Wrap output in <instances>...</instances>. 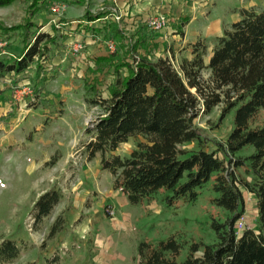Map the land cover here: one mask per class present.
Returning <instances> with one entry per match:
<instances>
[{"label": "trees", "instance_id": "1", "mask_svg": "<svg viewBox=\"0 0 264 264\" xmlns=\"http://www.w3.org/2000/svg\"><path fill=\"white\" fill-rule=\"evenodd\" d=\"M14 1L18 0H0V7ZM25 1L36 13L54 0ZM67 1L86 4L79 20L87 23L107 14L102 10L92 13L87 0ZM240 12V19L213 39L210 52L209 42L199 38L191 44V56L182 58L177 66L168 58L151 61L137 54L136 44L129 42L127 46L114 22H109L103 32L105 41L117 40L116 49L96 57L94 64L101 71L109 70L112 80L106 86V96L95 85L84 84L93 94L89 104L99 108V113L86 126L87 139L79 151L86 161L100 157V168L109 171L113 188L120 190L130 204L149 202L161 190L172 192L169 201L194 200L197 189L212 179V189L217 193L212 201L228 213L224 222L213 219L218 241L204 245L200 255H195L200 244L193 242L185 259L178 262L182 244L170 235L155 244L141 241L137 264H264V121H255L264 109V9L257 12L242 8ZM28 23V27L35 25ZM52 26V33L32 31L18 56H0V80L8 78L14 83L13 76L33 63L40 78V63L46 59L49 44L56 42L58 29ZM86 28L98 36L92 25ZM4 29L0 23V31ZM220 104V117L235 108L233 126L217 148L208 149L194 120ZM130 138L134 146L121 156L117 150ZM190 143L196 147L182 148ZM248 148L246 155L240 154ZM239 168L248 180L237 173ZM241 188L254 196L257 229L248 227L237 233L235 223L245 211ZM62 197L60 188L51 187L37 198L31 214L34 230L42 228L43 220ZM62 228L59 214L48 237ZM19 255L15 241H1L0 264H11ZM59 262L56 254L41 263L25 264Z\"/></svg>", "mask_w": 264, "mask_h": 264}, {"label": "rangeland", "instance_id": "2", "mask_svg": "<svg viewBox=\"0 0 264 264\" xmlns=\"http://www.w3.org/2000/svg\"><path fill=\"white\" fill-rule=\"evenodd\" d=\"M62 1L67 4V8L60 16L61 20L63 16L72 18L82 15L86 7V4L80 6L69 4L67 0ZM87 1L90 7V0ZM249 1L204 0L196 7L195 17L189 24V30L194 29L202 33L204 26L212 19H219L231 25L232 15L236 14L240 19V11ZM262 1L264 0L258 1L255 7L257 12L264 9ZM29 5V1L18 0L0 7V23L5 28L0 31V41L4 42L1 48L4 53L0 56H18L24 40L31 39L32 31L53 32L50 26L55 25L51 22L54 16L49 4L36 13L31 11ZM29 21L35 25L28 27ZM183 22L184 20L177 22L176 27L182 30ZM56 29L59 30L56 33V42L49 44L46 59L40 63L42 65L40 78L36 76V67L33 63L26 71L13 76L14 83L8 78L0 80V243L4 239H11L20 248L19 257L11 264H25L32 261L41 263L45 258L56 254L60 258L59 264H103L92 259L93 253L90 252L86 234L88 230L82 232L76 228L81 217L76 218L77 214L71 216L59 209L62 210L61 208L66 204L61 203L64 193L75 192L71 188L77 178L83 183L81 190H90L88 201L95 203L103 197V194H93L98 191L91 180L92 176H87V170L90 174L98 172L102 187L113 188L109 171L100 168V157L86 161L84 154L79 151L80 145L87 139L86 126L99 113V108L89 104L88 99L93 94L86 91L84 84L95 85L102 96H106V86L111 82L112 74L109 70L101 71L91 62V57L100 50L107 52L103 37L98 36L94 38V42L89 41L87 44L83 42L78 57L64 59L65 49L69 43L65 42L64 37L62 38L61 28L56 27ZM204 39L208 41V38ZM81 56H85L88 61L83 60ZM208 59L209 57L204 58L205 63ZM122 74H125V69H122ZM24 86L30 87L29 92H17V89ZM221 108L222 104L194 120L208 149L217 148L218 142L225 140L233 126L235 108L220 117ZM255 121L257 124L263 123L264 109L260 111ZM133 142L130 138L127 143L119 147L117 153L126 156L133 148ZM195 147L191 143L182 145L184 149ZM248 152L249 148L244 149L240 154L246 155ZM237 173L248 180L242 168L237 169ZM51 187L61 189L63 197L59 202L60 205L58 203L51 215L43 220L42 228L34 230L31 216L33 204ZM241 190L245 210L241 217L243 224L245 228L257 229L254 196L244 188ZM171 195L172 192L164 190L154 195V199L160 205L158 211L143 207L145 203L142 207L129 205L130 210L138 213V218L133 221L134 226L130 236L127 239L124 237V240L121 238V241L127 242V246L117 248L131 260L130 264H134L133 251H137L141 241L155 244L170 235H175L182 244V249L176 257L178 262L185 259L191 243L200 244L199 251L195 253L198 256L204 245L218 241L212 221L215 219L224 222L228 213L212 201L217 196L212 189V179L197 189L194 200L174 198L169 201L168 196ZM98 210L101 212L106 232L114 234L115 239L118 240L119 237L110 228L103 209L98 208ZM59 214L63 217V228L48 237L50 226ZM90 215H93L92 211ZM120 215L117 213L118 217ZM74 217L76 219L72 221ZM236 224L237 221L235 226ZM239 232L241 231L237 230V233ZM133 244L136 249L130 250L128 245L133 246ZM83 245H87V250L76 248ZM114 261L116 264H125L124 260L118 258Z\"/></svg>", "mask_w": 264, "mask_h": 264}, {"label": "crops", "instance_id": "3", "mask_svg": "<svg viewBox=\"0 0 264 264\" xmlns=\"http://www.w3.org/2000/svg\"><path fill=\"white\" fill-rule=\"evenodd\" d=\"M203 1L204 0L195 4L190 0H90L89 8L92 13L101 10L102 7H113L116 12L120 14V20L115 21L110 11L91 23L79 20L81 14L78 17L72 18L63 16L62 24L59 26L62 30L60 32L64 33V38L66 40L64 41L69 43L68 46H66L65 56L63 58L73 59V57H78L79 55V53H71L69 50L70 43L75 41H82L85 44L89 41L94 42V38L98 36L102 37L103 32L108 29L107 24L109 22H114L125 37V44L127 46L130 44L129 42L136 44L135 51L137 54L145 55L151 61H155L158 58H168L177 66L182 58H189L191 56V44L197 39L208 38L207 42L210 44L208 50L210 52L213 39L221 36L223 30L230 25L229 23L221 22L219 19H212L204 26L202 33L194 29L189 30V24L195 17V9L197 5H201ZM258 1L250 0L244 6L247 9L252 8L255 10ZM262 3H264V1H262ZM154 15H164L167 18L168 24L164 28L165 30L161 29L154 31L148 27L147 21ZM238 19L239 17L234 14L230 20L234 22V20L236 21ZM181 20H184L182 23V30L176 27V23ZM87 25H92L97 29L99 31L98 36H95L88 31L86 28ZM50 27L52 28V26ZM60 50L62 49L60 48ZM100 51L99 53H96L94 57L90 56L93 65L96 57L109 54L108 51ZM81 57L83 60L88 61L85 56ZM207 57H209V54ZM54 58L59 59L60 57L54 56ZM83 60L81 59V62L84 64ZM61 61L63 62V59ZM50 62L53 63V61ZM57 63H59V61ZM87 176H92L91 180L94 182L96 191H98L93 194H103V197L95 203L88 201L87 197L90 190H81L83 183L77 178L71 188V190L75 192L64 193L61 203L66 204L64 208L62 207V210L59 209V211H63V213L70 214L71 216L77 214L78 216H76V218L78 217L79 219L81 217L80 223H78L76 228L82 232L88 230L86 234L88 236V243L91 249L90 252L93 253L92 259L94 261L103 264H106L108 261V264H116L114 260L115 258H118L124 260L125 264H130L131 260L120 253L117 247L127 246V242L125 241V244V242L121 240H124V237L127 239V237L130 236L134 226L133 221L138 218V213L129 209L130 203L120 190L101 186L98 179V172L90 174L87 170ZM136 205L142 207L144 203ZM105 206H111L115 210V215L113 217L109 218L107 216L104 209ZM143 207H146L149 210L158 211L160 205L158 201L153 198L149 202H145V206ZM98 208L103 209V213L109 221L110 228L114 231L116 236L119 237L118 240L115 239L116 237L114 234L106 232L105 224L102 221L101 212ZM123 208L127 210H124ZM91 211L93 212L92 216L90 215ZM117 213H120L121 215L118 217ZM76 218L74 217L72 221ZM76 248L78 250H87V245H83L82 247L78 246ZM128 248H130V250L136 249L134 244L133 246L128 245ZM132 256L133 263L137 264V259H135L136 250L133 251Z\"/></svg>", "mask_w": 264, "mask_h": 264}, {"label": "built area", "instance_id": "4", "mask_svg": "<svg viewBox=\"0 0 264 264\" xmlns=\"http://www.w3.org/2000/svg\"><path fill=\"white\" fill-rule=\"evenodd\" d=\"M192 1L193 3H199L201 2L202 0H190ZM67 8V4L63 1H60V0H54V1H51L50 4H49V9L52 13V15L54 16L53 19L51 20V22L53 24H55L56 27H59L60 24V16L64 13V11L66 10ZM102 11H105V12H111V15H113V18L115 21H119L120 20V14L116 12V10L113 8V7H102L101 8ZM168 24V21H167V18L164 16V15H154L152 17H150L147 21V25L148 27L151 29V30H154V31H158V30H161L163 28H165ZM4 46V42L0 41V55L2 53H4L1 48ZM83 47V42L82 41H75L73 42L71 45H70V51L72 54H75V53H78ZM105 47L107 49V51L109 53L113 52L115 49H116V42L115 40L113 39H109L107 41H105ZM29 86L27 87H21L20 89H17L19 93H22V92H29ZM105 212L107 213V215L109 217H113L115 212H114V209L110 206H107L105 208ZM236 227L238 228L237 230L238 231H241L243 228H245L244 224H243V221L241 218H239L237 220V224H236Z\"/></svg>", "mask_w": 264, "mask_h": 264}]
</instances>
